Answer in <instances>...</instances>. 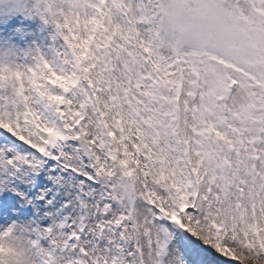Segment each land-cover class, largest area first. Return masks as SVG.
I'll return each instance as SVG.
<instances>
[{
	"label": "snow or ice",
	"instance_id": "obj_1",
	"mask_svg": "<svg viewBox=\"0 0 264 264\" xmlns=\"http://www.w3.org/2000/svg\"><path fill=\"white\" fill-rule=\"evenodd\" d=\"M33 2L47 36L0 25L30 41L0 71V264H264V0Z\"/></svg>",
	"mask_w": 264,
	"mask_h": 264
},
{
	"label": "clouds",
	"instance_id": "obj_2",
	"mask_svg": "<svg viewBox=\"0 0 264 264\" xmlns=\"http://www.w3.org/2000/svg\"><path fill=\"white\" fill-rule=\"evenodd\" d=\"M35 7L33 0H22L21 5H17L15 0H0V19H7L10 21L17 15H22L26 18H30L29 15ZM20 53L18 45H15L13 41H9L7 46L0 45V71L15 70L14 56ZM15 247V246H14ZM20 251H26L18 249Z\"/></svg>",
	"mask_w": 264,
	"mask_h": 264
},
{
	"label": "rangeland",
	"instance_id": "obj_3",
	"mask_svg": "<svg viewBox=\"0 0 264 264\" xmlns=\"http://www.w3.org/2000/svg\"><path fill=\"white\" fill-rule=\"evenodd\" d=\"M18 18H19V16L17 15L13 19H11L10 21H8L7 19H0V25L12 24V22H13L16 25L17 28H20L19 19ZM41 26H42V21H40L38 17H37L35 22H34V19H33V21H32V29H34L36 33H38V29L40 30ZM39 34L42 35V36H47L48 33H47V31H45V32H42V33L39 32Z\"/></svg>",
	"mask_w": 264,
	"mask_h": 264
},
{
	"label": "bare ground",
	"instance_id": "obj_4",
	"mask_svg": "<svg viewBox=\"0 0 264 264\" xmlns=\"http://www.w3.org/2000/svg\"><path fill=\"white\" fill-rule=\"evenodd\" d=\"M20 18H21V16H20ZM20 18H19V19H20ZM25 18H26V17H25ZM28 19H29V18H26V20H25V23H26V24H27ZM19 22H20V21H19ZM14 31H15V30H14ZM5 38H6V37H5ZM5 38H4V39H5ZM4 39H3V40H4ZM12 41H13L14 43H16L15 37L12 38ZM18 46H19V45H18ZM21 47H27V46H21Z\"/></svg>",
	"mask_w": 264,
	"mask_h": 264
}]
</instances>
